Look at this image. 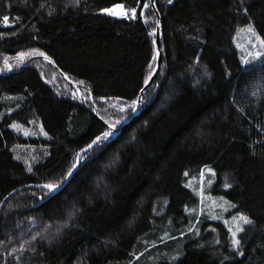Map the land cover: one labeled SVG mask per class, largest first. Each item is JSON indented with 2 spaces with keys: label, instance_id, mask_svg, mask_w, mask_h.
Here are the masks:
<instances>
[{
  "label": "trees",
  "instance_id": "1",
  "mask_svg": "<svg viewBox=\"0 0 264 264\" xmlns=\"http://www.w3.org/2000/svg\"><path fill=\"white\" fill-rule=\"evenodd\" d=\"M156 7L161 70L133 108L157 67L151 0H0V264H264V46L246 30L264 39V0ZM206 169L253 221L243 256L204 211Z\"/></svg>",
  "mask_w": 264,
  "mask_h": 264
},
{
  "label": "rangeland",
  "instance_id": "2",
  "mask_svg": "<svg viewBox=\"0 0 264 264\" xmlns=\"http://www.w3.org/2000/svg\"><path fill=\"white\" fill-rule=\"evenodd\" d=\"M116 17L120 18V19H127V18L122 17V16H116ZM4 26L5 27H9V26H12V25L9 23V26H6L5 24H4ZM247 41H248V44H249L251 50L255 49L259 45L258 39L255 38L252 34L249 35ZM32 59H36V60L41 59L42 64H43L42 65V69H43V67H48V68L51 67L52 68V65L50 64L49 60H47V59H45L43 57L37 56V58H32ZM45 70H47V69H45ZM53 74L58 76L54 72H53ZM53 79L56 80V81L59 80L58 81V85L62 84L61 80L56 78L55 76H53L52 80ZM22 132L27 138H29V137H38V136H43L44 137L45 136L41 132H37L36 130H34V128H29V129L24 128L22 130ZM204 174H205V184L203 185V183H202L203 179H202L201 180L202 185L200 186V189H201L200 190V197H201V199L204 202V211H206L207 213H209L211 215L213 221L220 222L226 228V230L231 234V236L233 238V233L231 231H229V228H232L233 231L235 230V224L233 223V218H234V216H237V215L230 214V210H232L233 207H231V208L227 207V201L225 200V198L216 197V196H214V195H212L210 193H207L205 191L207 188H208V190H210L211 186L213 185L214 179L211 176H215V173H214V171L212 169H206ZM208 176H210V177H208ZM188 188H189V186H188ZM211 200H213L212 201L213 203L209 204V202ZM208 205L209 206L212 205V207L211 208L207 207ZM244 226L245 225H243V227ZM238 235L236 237L237 239H238Z\"/></svg>",
  "mask_w": 264,
  "mask_h": 264
},
{
  "label": "snow or ice",
  "instance_id": "3",
  "mask_svg": "<svg viewBox=\"0 0 264 264\" xmlns=\"http://www.w3.org/2000/svg\"><path fill=\"white\" fill-rule=\"evenodd\" d=\"M76 2L78 3V0H76ZM169 3L172 2V0H168ZM241 3H243V0H241ZM145 8L148 7V4L146 3L144 5ZM104 12H106L108 15L111 16H122L127 18L129 13L128 11L125 9L124 5L122 4H117L115 5L113 8L110 9H104ZM245 15H247V9L244 10ZM136 15V10L133 9L131 10V16L134 18ZM3 22L6 26H9V18L7 16L3 17ZM249 33H251L253 36H257L256 31L254 26L249 23L246 29ZM154 34V33H153ZM257 39L259 40L260 45L264 46V39H261L259 36H257ZM39 55L44 56V53H39ZM24 56L23 53L20 54V58L22 59ZM264 57V51H257L255 53V58H262ZM45 59H47V57L45 56ZM155 59V58H154ZM5 63H7V61H5ZM136 106V101L133 102L132 107L135 108ZM122 111L125 109H121ZM109 127H112V125H109ZM110 135L109 132H105L103 134V137L106 139L108 138V136ZM100 138L98 137L97 140H99ZM96 141H94L93 143H95ZM92 145H89V148H91ZM29 171H31V169H29ZM44 188L49 189L50 191H55L56 186L53 184H45L43 185ZM233 223L235 224V230L233 231L232 228H229V231H231L233 233V238H232V244H233V248L236 249L239 252L240 256H243L244 253L243 251H239L240 249V245H241V241L240 239H237V235L239 233H242L245 231L243 225H251L253 224V221L246 215L244 214H240L238 216H234L233 218ZM33 239H35V237H33Z\"/></svg>",
  "mask_w": 264,
  "mask_h": 264
},
{
  "label": "water",
  "instance_id": "4",
  "mask_svg": "<svg viewBox=\"0 0 264 264\" xmlns=\"http://www.w3.org/2000/svg\"><path fill=\"white\" fill-rule=\"evenodd\" d=\"M151 4H152V8H153V11L155 12V14L157 15L158 17V30H157V37H156V49H157V67L154 71V73L152 74L151 78L149 79V81L147 82V84L145 85L144 89L142 90L141 94H140V97H139V100L138 102L136 103L137 105V108L142 105L143 103V96L144 94L146 93V91L152 86L153 82L155 81V79L157 78L160 70H161V65H162V51H161V25H162V22H161V18H160V15H159V12L157 10V7H156V0H151ZM138 115L137 113V110L135 111V114H134V117L127 123L126 126H128L133 120L134 118ZM125 126V127H126ZM122 130V129H121ZM121 130L117 131L116 134H119L121 132ZM80 162H81V158H79V161L76 165V167L74 168V170L72 171V173L69 175L65 185L60 188V189H56L55 188V191H59V190H62L69 182L70 180L72 179L73 175L75 174V172L77 171L79 165H80ZM44 188V187H42ZM47 189V188H46ZM10 197H8L5 202L3 203V205L1 206L0 208V214H1V211L4 207V205L7 203V201L9 200Z\"/></svg>",
  "mask_w": 264,
  "mask_h": 264
}]
</instances>
